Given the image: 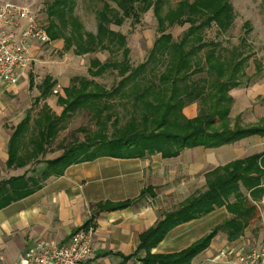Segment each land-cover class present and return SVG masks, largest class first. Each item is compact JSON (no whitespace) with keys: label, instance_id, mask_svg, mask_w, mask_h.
Returning <instances> with one entry per match:
<instances>
[{"label":"trees","instance_id":"16d2710c","mask_svg":"<svg viewBox=\"0 0 264 264\" xmlns=\"http://www.w3.org/2000/svg\"><path fill=\"white\" fill-rule=\"evenodd\" d=\"M104 0L96 11V33L84 30L74 16L75 0H52L47 7L51 41L63 39L66 51L77 56L98 51L122 52L121 62H101L91 59L88 73L100 77L116 72L120 80L106 90L94 80L75 77L71 85L53 94L57 86L52 77H45L35 100L36 117L30 110L15 127L8 142V169H25L44 157L47 146L57 137L63 122L78 110H87L96 130L85 133L82 141L66 145L60 156L45 161L39 177H11L0 182V209L24 199L41 189L51 178H58L76 164L97 158H145L160 154L175 158L182 151L197 147L217 148L232 145L254 136L264 138V122L256 125H233L230 114L234 104L230 92L252 77L246 75L250 55H243L240 44L234 53L224 50L220 43L208 41L205 31L213 26L217 36L227 33L235 22L229 0ZM114 5V6H113ZM151 11L160 35L153 42L147 58L137 67L130 64V50L125 35L111 29L121 27L126 20L139 23L143 14ZM188 28L174 39L169 29ZM250 26L244 24L245 34ZM262 73L255 65V74ZM33 80V78H32ZM31 86L34 82L31 81ZM118 99L116 105L111 100ZM197 104L198 114L187 119L183 110ZM126 110L121 123L118 108ZM55 108L59 111L56 112ZM84 130L78 129L79 132ZM243 190L246 192L244 194ZM146 189L140 198L149 194ZM264 197V153L232 161L206 175V189L194 193L171 212L163 214L154 227L140 235L133 256H122L127 264L145 251L142 264H191L208 248L219 232L229 241L239 239L258 217L254 202ZM134 201L101 205L100 210H123ZM225 207L231 218L215 227L207 236L186 250L171 255H156L151 251L175 227L205 217ZM83 229H88L84 225Z\"/></svg>","mask_w":264,"mask_h":264},{"label":"crops","instance_id":"0c3cea01","mask_svg":"<svg viewBox=\"0 0 264 264\" xmlns=\"http://www.w3.org/2000/svg\"><path fill=\"white\" fill-rule=\"evenodd\" d=\"M32 78L34 76L29 74V88L34 87ZM21 86L0 83V182L23 175L16 173L21 169L6 166L9 139L30 110L22 112L15 99H11ZM233 100L235 102L234 97ZM183 114L187 119L195 118L197 104L186 106ZM231 114L232 125L236 121L242 125L264 122L261 119L254 124H244L239 115L232 118ZM253 142H258L259 148L264 146V138L254 136L217 148L187 149L175 158L165 159L160 154L132 159L101 157L72 165L63 176L49 179L34 194L0 209V264H14L37 241L48 239L66 244L86 224L93 230L94 259L101 264H121V257L135 254L140 235L162 220L163 214L174 211L191 195L206 189L208 173L232 161L264 153V148L255 149ZM148 188L151 192L140 198L142 191ZM127 201L134 202L123 210L98 208ZM230 218V213L222 207L181 224L151 253L182 252ZM252 232L249 226L235 241H229L226 233L219 232L191 264H225L215 261L216 255L228 247L243 250L255 247L257 242L252 239ZM144 256L145 251H142L127 264H142L140 260Z\"/></svg>","mask_w":264,"mask_h":264},{"label":"rangeland","instance_id":"374dc122","mask_svg":"<svg viewBox=\"0 0 264 264\" xmlns=\"http://www.w3.org/2000/svg\"><path fill=\"white\" fill-rule=\"evenodd\" d=\"M52 0H0L2 3H15L30 5L35 15L46 29L49 25L47 18V7ZM104 0H75L74 16L79 19L85 31L96 33V11L102 7ZM178 0H171L169 6L175 7ZM233 6L235 22L232 28L224 34L217 36V29L213 26L205 31L206 39L221 44L224 50H234L240 41L245 37V43L239 47L243 51V55H250V59L246 63V75L252 77L251 82L243 80L240 88L232 90L235 99L231 117L239 115L244 124H254L264 119V0H229ZM114 6V5H113ZM250 26L249 34H245L244 24ZM188 28L174 27L169 29L174 39H177L182 32ZM112 30L126 36L127 46L130 50L129 59L132 67H137L147 58L148 52L160 35L158 31L157 21L151 11L143 14L139 23H133L132 20H126L121 27L112 26ZM50 37V36H49ZM34 49V51H33ZM31 52L32 62L29 67L22 72L21 78L10 85H22L11 96L15 99L17 107L20 110L30 108V114L34 118L38 108L35 107V100L40 94L38 87L41 85L45 77L49 76L56 80V85L61 88L67 87L75 77H85L94 80L106 90H111L120 80L116 72H107L100 77H92L88 73L89 63L91 59H99L103 62H121L122 52L120 50L98 51L92 54L77 56L72 50L66 51L63 39L51 41L47 44H34ZM232 52L234 53L235 51ZM259 64L262 73L255 74V65ZM29 74L33 75L34 87L29 88ZM112 105L118 103V99L111 100ZM117 113L122 119L126 117V110L117 106ZM55 111L59 110L55 108ZM78 129L84 130L77 132ZM96 130V126L91 119V115L87 110H78L66 119L60 127L57 137L47 146L44 157L38 158V163L30 164L25 169H21L16 173L25 174L27 177H39L41 171L45 168V161L55 159L60 156L67 144L74 140L82 141L85 133ZM246 143V142H244ZM250 144V143H249ZM255 149L264 148L258 142H253ZM264 198V197H262ZM262 198L257 204L258 217L250 225L253 231L252 239L257 242L254 246L264 240V204ZM249 228V227H248Z\"/></svg>","mask_w":264,"mask_h":264},{"label":"built area","instance_id":"2783aa9c","mask_svg":"<svg viewBox=\"0 0 264 264\" xmlns=\"http://www.w3.org/2000/svg\"><path fill=\"white\" fill-rule=\"evenodd\" d=\"M49 42L46 29L40 24L30 5L0 4V83H16L32 62L34 44ZM60 89L57 85L53 94H57ZM215 261L225 264H264V240L249 250L235 247L222 249ZM14 264L101 263L94 259L93 230L81 228L66 244L48 239L31 244Z\"/></svg>","mask_w":264,"mask_h":264}]
</instances>
